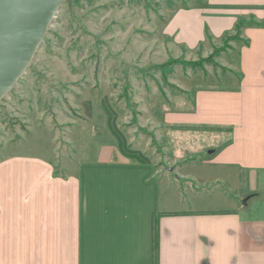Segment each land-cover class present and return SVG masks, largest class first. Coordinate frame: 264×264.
I'll list each match as a JSON object with an SVG mask.
<instances>
[{"label": "crops", "instance_id": "obj_1", "mask_svg": "<svg viewBox=\"0 0 264 264\" xmlns=\"http://www.w3.org/2000/svg\"><path fill=\"white\" fill-rule=\"evenodd\" d=\"M165 33L188 50L239 40L204 86L193 76L191 108L171 116L188 121H161L173 166L112 144L58 175L1 148L0 264H264V0H207ZM182 130L205 142L180 147Z\"/></svg>", "mask_w": 264, "mask_h": 264}, {"label": "rangeland", "instance_id": "obj_2", "mask_svg": "<svg viewBox=\"0 0 264 264\" xmlns=\"http://www.w3.org/2000/svg\"><path fill=\"white\" fill-rule=\"evenodd\" d=\"M206 2L67 0L25 75L0 103V149L51 158L59 175L60 165L71 166L75 156L95 160L119 139L158 168L173 166L161 121H188L171 116L191 108L184 94L194 92L193 76L204 86L202 75L221 72L215 61L220 65L229 44L239 41L234 36L188 50L166 35L176 12ZM203 139L186 130L174 138L180 147Z\"/></svg>", "mask_w": 264, "mask_h": 264}, {"label": "water", "instance_id": "obj_3", "mask_svg": "<svg viewBox=\"0 0 264 264\" xmlns=\"http://www.w3.org/2000/svg\"><path fill=\"white\" fill-rule=\"evenodd\" d=\"M67 0H0V103L22 79Z\"/></svg>", "mask_w": 264, "mask_h": 264}, {"label": "trees", "instance_id": "obj_4", "mask_svg": "<svg viewBox=\"0 0 264 264\" xmlns=\"http://www.w3.org/2000/svg\"><path fill=\"white\" fill-rule=\"evenodd\" d=\"M217 67H219V66H217ZM117 142H118L119 152L121 153L122 156H124L125 158L132 160L134 162L140 163V164H147L148 163V160H146V158L142 154H140V152L129 151L125 147L124 142L120 141L119 139H117Z\"/></svg>", "mask_w": 264, "mask_h": 264}]
</instances>
